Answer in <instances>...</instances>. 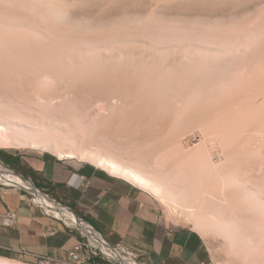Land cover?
Listing matches in <instances>:
<instances>
[{"label": "rangeland", "instance_id": "rangeland-1", "mask_svg": "<svg viewBox=\"0 0 264 264\" xmlns=\"http://www.w3.org/2000/svg\"><path fill=\"white\" fill-rule=\"evenodd\" d=\"M12 1L0 2V150L98 168L32 147L25 129L66 151L121 158L164 184L166 200L146 191L169 219L199 233L210 264H264V3L219 23L114 17L113 27L112 16L99 23L82 6L55 18L37 3L31 11L33 1Z\"/></svg>", "mask_w": 264, "mask_h": 264}, {"label": "crops", "instance_id": "crops-1", "mask_svg": "<svg viewBox=\"0 0 264 264\" xmlns=\"http://www.w3.org/2000/svg\"><path fill=\"white\" fill-rule=\"evenodd\" d=\"M18 159L20 164L10 166L12 169L53 199L64 200L111 246L130 249L142 264H210L199 233L169 219L148 191L106 170L72 160ZM8 210L19 215L11 227L1 219ZM80 241V234L47 214L24 192L0 190V256L34 262L45 257L51 264H70Z\"/></svg>", "mask_w": 264, "mask_h": 264}, {"label": "bare ground", "instance_id": "bare-ground-1", "mask_svg": "<svg viewBox=\"0 0 264 264\" xmlns=\"http://www.w3.org/2000/svg\"><path fill=\"white\" fill-rule=\"evenodd\" d=\"M4 2V0H2ZM9 1V0H8ZM12 1V0H10ZM18 1V0H17ZM22 1V0H20ZM27 1V0H26ZM30 1H33V3L31 2V4L33 6H35L36 4L34 3H37V4H40L42 5L41 7L44 9L48 8L47 10L51 11V14L53 13L54 16L55 15H65L67 12H65V9H68V7L70 8V6H79L81 8V6L83 8H86L83 9L85 10L86 12L88 11H96L95 13L97 14H100L101 15V19H99L98 15H94V12L93 13H89L90 16L94 15L96 18H98L99 23L102 22L104 23L105 22V17L109 16L107 18V20L109 19L110 20V16H112L111 18L113 19V21H111V25L106 23L104 24L105 26L108 24V27L109 25L112 26L113 22L115 21L114 20V17L116 20L117 17L119 18V21L121 20H127V22H134L138 20H143L144 18H147V20H156L155 22H157V20H160L163 22V20L165 21H169L172 19L175 18V16L179 19V17L183 18V20H191V22H188L186 21L187 23H194L193 20H195L197 23L199 21L201 22H208V23H212V21L215 23V21L217 23L219 22H222L224 21L225 19L222 18V14H224L223 17L227 16L226 14H228L229 18H232L230 17L233 16V15H239L241 16L240 14L241 13H245V12H248V11H254V9H256V7L258 8L259 5L263 4L264 3V0H30ZM1 2V0H0ZM23 2V1H22ZM29 3V0L27 1ZM13 3V1H12ZM15 3H17L15 1ZM7 4V3H6ZM10 4V3H9ZM30 4V5H31ZM19 5V4H18ZM17 5V6H18ZM264 5V4H263ZM2 6H4L2 4ZM11 6V4H10ZM45 6V7H44ZM5 7V6H4ZM3 7V8H4ZM14 7V6H13ZM22 7H25L24 5H22ZM31 7V6H30ZM40 7V6H39ZM39 7L37 8V5L34 9L35 10H31L33 12H36L37 9H39ZM73 7V8H74ZM78 7V8H79ZM262 7V6H260ZM2 8V9H3ZM11 8V7H10ZM20 8V7H19ZM18 8V9H19ZM37 8V9H36ZM264 8V7H263ZM24 9V8H23ZM22 9V10H23ZM26 9V7H25ZM28 9V7H27ZM26 9V10H27ZM30 9V8H29ZM32 9V8H31ZM71 9V8H70ZM88 9V10H87ZM11 10V9H10ZM14 10V9H13ZM21 10V9H20ZM19 10V11H20ZM25 10V11H26ZM40 10V9H39ZM42 10V11H43ZM72 12H74L73 10L74 9H71ZM70 10V11H71ZM77 10V9H76ZM83 10H79L80 12H85ZM9 11V10H8ZM46 10H44L45 12ZM257 11V10H255ZM260 11V10H259ZM258 11V12H259ZM30 12V11H29ZM28 12V13H29ZM65 12V14H64ZM257 12V13H258ZM6 13V12H5ZM24 13V12H23ZM26 13V12H25ZM31 13V12H30ZM41 13V12H40ZM39 13V14H40ZM46 13V12H45ZM50 13V12H49ZM242 14L245 16V14ZM256 13V14H257ZM36 14V13H35ZM38 14V15H39ZM52 14V15H53ZM78 14V13H77ZM82 14V13H81ZM233 14V15H232ZM253 14V12H252ZM259 14V13H258ZM29 15V14H28ZM36 14V18L38 16ZM42 15V13L40 14ZM39 15V16H40ZM48 15V13H47ZM67 15V14H66ZM65 15V16H66ZM69 15V14H68ZM79 15V14H78ZM83 15V14H82ZM89 16L87 15V13L84 14V16ZM99 15V16H100ZM222 15V16H221ZM249 15V14H248ZM31 16L32 13H31ZM58 16V18L60 17ZM76 16V15H75ZM74 16V18H75ZM83 16V17H84ZM85 16V17H86ZM92 16V17H94ZM227 16V17H228ZM235 16H233L235 18ZM247 16V15H246ZM35 17V16H34ZM41 17V16H40ZM39 17V18H40ZM47 17V16H44V18ZM50 17V16H49ZM94 17V18H95ZM226 17V18H227ZM250 17V16H249ZM248 17V18H249ZM43 18V16H42ZM56 18V16H55ZM61 20L60 21H63L62 18L63 17H60ZM68 18H70L68 16ZM105 18V19H104ZM120 18H122L120 20ZM182 18L180 19L181 22L183 21ZM240 18V17H239ZM245 18V17H244ZM12 19V18H11ZM72 19V18H71ZM85 19V18H84ZM87 19V18H86ZM89 20H92V18L90 19V17L88 18ZM87 19V21H88ZM102 19L104 20V22L102 21ZM170 19V20H169ZM247 19V17H246ZM28 20V19H27ZM47 20V19H46ZM66 20V18H65ZM64 20V22L66 23V21ZM76 20H77V17H76ZM95 20V19H93ZM92 20V21H93ZM97 20V19H96ZM95 20V21H96ZM106 20V21H107ZM134 20V21H132ZM146 20V19H144ZM143 20V21H144ZM146 20V21H147ZM176 20V19H175ZM179 20V21H180ZM232 20V19H230ZM234 20H237L238 19H234ZM245 20V19H244ZM18 21V20H17ZM44 21V20H43ZM55 21V20H54ZM59 21V20H58ZM59 21V22H60ZM79 21V24L80 23V19H78ZM76 21V22H78ZM86 21V20H85ZM92 22L93 24L97 25L96 23ZM118 21V22H119ZM159 21V22H160ZM177 21V20H176ZM185 21H183L184 23H186ZM193 21V22H192ZM219 21V22H218ZM227 21V20H225ZM7 22V21H6ZM35 22V21H34ZM53 22V21H52ZM71 22V21H70ZM82 22V21H81ZM98 22V21H96ZM123 22V21H121ZM126 22V21H125ZM124 22V23H125ZM128 22V24H129ZM157 22V23H159ZM161 22V23H162ZM174 22V21H173ZM8 23V22H7ZM18 23V22H17ZM41 23V22H40ZM56 23V22H55ZM72 23V22H71ZM85 24V22H83ZM88 26H89V21L87 22ZM115 23V22H114ZM139 23H142V22H139ZM156 23V24H157ZM224 23V22H223ZM229 23V22H228ZM238 23V22H237ZM43 24V22H42ZM54 24V23H53ZM59 24V23H58ZM63 24V23H62ZM70 24V23H69ZM68 24V25H69ZM75 24V23H74ZM84 24H81L84 25ZM122 24L119 22V25ZM126 24V23H125ZM134 25V23H131ZM147 24V23H146ZM149 24V23H148ZM177 24V23H176ZM183 24V23H182ZM189 24V25H190ZM196 24V23H195ZM199 24V23H198ZM205 24V23H204ZM231 24V23H230ZM234 24H235V21H234ZM57 25V24H56ZM67 25V26H68ZM99 25V24H98ZM116 25V24H115ZM113 24V27L115 26ZM170 25V24H169ZM179 25V24H178ZM193 25V24H192ZM191 25V26H192ZM203 25V24H202ZM209 25V24H208ZM217 25V24H216ZM61 26V25H60ZM66 26V24H65ZM73 26V25H72ZM79 26V25H78ZM77 26V27H78ZM80 26V27H81ZM102 26V25H101ZM122 26V25H121ZM124 26V24H123ZM129 26V25H128ZM159 26V24H158ZM188 26V24L186 25ZM212 26V25H211ZM229 26V24H228ZM19 27V26H18ZM76 27V28H77ZM85 27V26H84ZM91 27V26H90ZM89 27V29H90ZM94 27V26H93ZM118 27V25H117ZM169 27V26H168ZM183 27V26H182ZM190 27V26H188ZM196 27V25H195ZM198 27V26H197ZM207 27V26H206ZM205 27V28H206ZM216 27V26H215ZM219 27V25H218ZM223 27V26H222ZM225 27V25H224ZM227 27V26H226ZM232 27V26H231ZM4 28V27H3ZM69 28H72V27H69ZM97 28V27H96ZM100 28V26H99ZM106 28V27H105ZM124 28V27H122ZM126 28V27H125ZM159 28V27H158ZM193 28V27H192ZM204 28V27H203ZM204 28V29H205ZM229 28V27H228ZM227 28V29H228ZM7 29V28H6ZM15 29V28H14ZM20 29V28H19ZM59 29V27H58ZM83 29V27H82ZM85 29V28H84ZM92 29V28H91ZM98 29V28H97ZM120 29V28H119ZM130 29V28H129ZM163 29V28H162ZM201 29V28H200ZM75 30V29H74ZM95 30V28H94ZM102 30V29H101ZM106 30V29H105ZM146 30V29H145ZM226 30V29H225ZM9 31V30H8ZM27 31V30H26ZM42 31V30H41ZM61 31V30H60ZM73 31V30H72ZM81 32L84 31V30H80ZM87 31V30H86ZM89 31V30H88ZM97 31V30H96ZM118 31V30H117ZM216 31V30H215ZM218 31V30H217ZM224 31V30H222ZM95 32V31H93ZM102 32V31H101ZM106 32V31H105ZM170 32V31H169ZM11 33V32H10ZM46 33V32H45ZM73 33H78V31L76 32H73ZM84 32H82L83 34ZM90 33V32H89ZM96 33V32H95ZM94 33V34H95ZM121 33V32H120ZM175 33V32H174ZM12 34V33H11ZM19 34V33H18ZM87 34V33H86ZM101 34V33H100ZM119 34V32H118ZM158 34V33H157ZM23 35V34H22ZM81 35V33H80ZM84 35V34H83ZM89 35V34H88ZM92 35V34H90ZM163 35V34H162ZM29 36V35H28ZM52 36V35H51ZM78 36V35H77ZM1 37V36H0ZM5 37V36H4ZM3 37V38H4ZM41 37V36H40ZM31 38V37H30ZM12 39V38H11ZM28 39V38H27ZM37 39V37H36ZM47 39V38H46ZM45 39V40H46ZM44 40V39H43ZM178 40V39H177ZM11 41V40H10ZM16 41V40H15ZM19 41V40H18ZM57 41V40H56ZM46 42L50 43V41H47ZM155 42V41H154ZM45 43V42H43ZM56 43V42H55ZM29 44V43H28ZM169 44V43H168ZM8 45V44H7ZM19 45V44H18ZM26 45V44H25ZM117 45V44H116ZM2 46V45H1ZM14 46H12L13 48ZM16 47V46H15ZM19 47V46H18ZM25 47V46H24ZM30 47V46H29ZM40 47V46H39ZM42 47V46H41ZM34 48V47H33ZM36 48V47H35ZM48 48V47H47ZM22 49V48H21ZM52 49V47H51ZM30 51V50H29ZM112 51V50H111ZM134 51V50H133ZM3 52V51H2ZM19 52V51H18ZM17 52V54H18ZM155 52V51H154ZM14 53V52H13ZM16 53V52H15ZM39 53V52H38ZM37 53V54H38ZM41 53V52H40ZM45 53V52H43ZM5 54V53H4ZM9 54V53H8ZM22 54V53H21ZM28 54V53H26ZM186 54V53H185ZM42 55V54H41ZM60 55V54H59ZM33 56V55H32ZM28 57V56H27ZM33 58V57H32ZM38 58V57H37ZM19 59V58H18ZM90 59V58H89ZM125 59V58H124ZM12 60V59H10ZM27 60V59H25ZM34 60V59H33ZM37 60V59H36ZM50 60V59H49ZM48 60V61H49ZM19 61V60H18ZM6 62V61H5ZM51 62V61H50ZM103 62V61H102ZM101 62V64H102ZM111 62V61H110ZM17 63V62H16ZM28 63V62H27ZM31 64V63H30ZM106 64V63H105ZM162 65V64H161ZM2 68V67H1ZM11 68V67H10ZM60 68V67H59ZM9 70V69H8ZM100 70V68H99ZM98 71V70H97ZM108 72V71H107ZM145 72V71H144ZM169 72V71H168ZM117 73V72H116ZM133 73V72H132ZM62 74V73H61ZM72 75V74H71ZM97 75V74H96ZM79 77V76H78ZM90 77V76H89ZM93 77V76H92ZM77 79V78H76ZM95 79V78H94ZM119 79V78H118ZM87 81V80H85ZM104 81V80H103ZM159 81V80H158ZM130 82V81H129ZM183 82V81H182ZM79 83V82H78ZM8 85V84H7ZM163 85V84H162ZM170 85V84H169ZM72 86V85H71ZM76 86V85H75ZM118 86V85H117ZM37 87V86H36ZM41 87V86H40ZM187 87V86H186ZM114 88V87H113ZM144 89V88H143ZM71 90V89H70ZM160 90V89H159ZM163 90V89H162ZM161 90V91H162ZM42 92V91H41ZM166 92V91H165ZM96 93V92H95ZM99 93V92H98ZM123 93V92H122ZM160 93V92H159ZM173 93V92H172ZM153 94V93H152ZM53 96V95H52ZM64 96V95H63ZM135 96V95H134ZM177 97V96H176ZM73 101V100H71ZM14 104V103H13ZM5 105V104H4ZM68 105V104H67ZM70 105V104H69ZM71 106V105H70ZM6 107V106H5ZM33 107V106H32ZM74 107V106H73ZM69 108V107H68ZM4 110V109H3ZM14 110V108H13ZM73 110V109H72ZM71 110V111H72ZM33 113V112H32ZM41 114V113H40ZM46 116V115H44ZM48 116V115H47ZM149 117V116H148ZM71 119V118H70ZM31 120V119H30ZM73 120V119H72ZM20 122V121H18ZM30 123V122H29ZM40 126V125H39ZM29 127V126H28ZM34 128V127H33ZM47 128V127H46ZM168 128V127H167ZM13 130V129H12ZM44 130V129H43ZM174 130V129H173ZM112 131V130H111ZM147 131V130H146ZM23 135L25 134H29L31 136H28L32 139H34L33 141L36 140V142L33 143L32 147H36L37 148H42V149H46L49 150L50 152L53 153V155L57 156L58 159L60 160H66V159H77L79 161H82V162H86V163H91L92 165H95L96 167L98 168H101L103 170H106L107 172H109L111 175L113 176H117L119 178H122L134 185H137L139 187H141L142 189L144 190H148L149 192H152L154 195H156L157 197L159 198H163L164 200H166V198H170V192L168 191V189H166V187L164 186V184H162V182H160V180L156 179V178H153L152 176L148 175V173H145V171H141L139 170L137 167H132L130 166L129 163H125V161L123 159L120 158V160L118 159H114L110 156H106V155H102V156H99L98 153L97 154H90L88 152H85V150H80L78 149L79 147H72L69 149V151L64 148L63 145L61 144H57L54 145V144H50L47 142H40V139L42 138L40 135V133H37V131L35 132H28L26 131L25 129H21L20 131ZM156 132V131H155ZM153 135V134H152ZM158 135V134H157ZM167 138V137H166ZM23 139V138H22ZM28 139V138H27ZM107 139V138H106ZM144 140V139H143ZM149 140V139H148ZM31 141V140H30ZM32 141V142H33ZM147 141V140H146ZM180 141V140H179ZM178 141V142H179ZM25 142V141H24ZM27 142V140H26ZM177 142V143H178ZM158 143V142H156ZM28 144V142H27ZM98 144V143H97ZM145 145V144H144ZM140 146V145H139ZM159 146V145H158ZM34 147V148H35ZM155 147V146H154ZM182 147V146H181ZM179 148V147H178ZM182 150V149H181ZM123 151V150H122ZM178 152V151H177ZM98 155V156H96ZM112 156V155H111ZM116 158V157H115ZM123 160V161H121ZM156 163V162H155ZM7 177V182L11 183V184H14V185H18L24 189H26L27 191H29L30 193L34 194L37 198V202L42 205L43 207H45L49 212H52L54 213L57 217L59 218H62L64 219L69 225L71 226H77L79 228H81L83 231H85L86 233L90 234V230L88 229V227L86 225H84L80 220L79 218L75 215L74 212L70 211L69 209L67 208H61V207H57L49 198H47L46 196H43L41 193H39L35 187L30 183V182H26L25 180H23L22 178L20 177H17V176H6ZM202 190V189H201ZM199 190V192L201 191ZM210 190V189H209ZM195 191V189H194ZM198 192V191H197ZM198 192V194H199ZM202 193V192H201ZM209 193V192H208ZM212 194V193H211ZM181 195V194H180ZM204 195V194H203ZM211 198V197H210ZM244 198V197H243ZM201 199V198H199ZM202 200V199H201ZM193 203V202H192ZM192 209V208H191ZM197 209V208H196ZM191 222L194 224V225H197L198 221L195 219V218H192L191 219ZM93 234V233H92ZM117 259V258H116ZM120 263H122L120 260H118ZM0 264H25V263H22V262H14V261H11L10 259L8 258H5V257H1L0 256ZM122 264H127V263H122ZM136 264V263H135Z\"/></svg>", "mask_w": 264, "mask_h": 264}, {"label": "built area", "instance_id": "built-area-1", "mask_svg": "<svg viewBox=\"0 0 264 264\" xmlns=\"http://www.w3.org/2000/svg\"><path fill=\"white\" fill-rule=\"evenodd\" d=\"M6 176H17L25 180L23 177L16 174V172L8 165L0 161V190H11L17 189L22 190L25 194L33 196L32 202L41 207L47 214L55 217L56 219L62 221L64 225L70 229L71 225H69L64 219L57 217L54 213L49 212L45 207L40 205L37 202V198L34 194L30 193L26 189L8 183ZM26 182H29L25 180ZM35 187V186H34ZM35 189L41 193L43 196L49 198L57 207H63L60 203L56 200L51 199L48 193L43 191L42 189L35 187ZM70 210V208H67ZM19 215L16 211L8 210L5 214L1 216L3 224L5 226H14L18 221ZM79 220L88 227L90 230V234L83 231L81 228L77 226H73L78 231H80L81 241L78 245L74 248L73 252L71 253V263L70 264H142L138 257L128 248L123 246H111L102 236L101 234L88 223L84 218ZM72 230V229H70ZM73 231V230H72ZM93 233V234H92ZM21 252V251H20ZM117 258V259H116ZM120 260L122 263H120ZM36 262L38 264H51V260L45 257L37 258Z\"/></svg>", "mask_w": 264, "mask_h": 264}, {"label": "trees", "instance_id": "trees-1", "mask_svg": "<svg viewBox=\"0 0 264 264\" xmlns=\"http://www.w3.org/2000/svg\"><path fill=\"white\" fill-rule=\"evenodd\" d=\"M0 159L4 161L5 164L16 167L20 164V160L17 158H11V156L4 150H0ZM38 187V186H36ZM39 188V187H38Z\"/></svg>", "mask_w": 264, "mask_h": 264}]
</instances>
